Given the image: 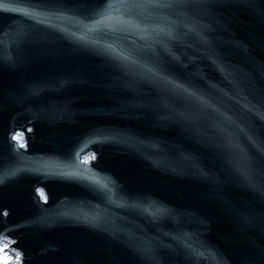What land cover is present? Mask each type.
Instances as JSON below:
<instances>
[{
  "label": "water",
  "instance_id": "95a60500",
  "mask_svg": "<svg viewBox=\"0 0 264 264\" xmlns=\"http://www.w3.org/2000/svg\"><path fill=\"white\" fill-rule=\"evenodd\" d=\"M104 7L0 0V240L19 264H264V200L225 148L264 159V0L84 29Z\"/></svg>",
  "mask_w": 264,
  "mask_h": 264
},
{
  "label": "snow or ice",
  "instance_id": "6c2138e0",
  "mask_svg": "<svg viewBox=\"0 0 264 264\" xmlns=\"http://www.w3.org/2000/svg\"><path fill=\"white\" fill-rule=\"evenodd\" d=\"M214 2V0H105V7L102 11L96 13L100 17L98 20L93 21V25H82L84 29L88 32H92L95 30V26L100 25L106 21H115L116 24H124L129 27L140 28V24H133L131 19H125L124 15L121 14L122 10H127L131 12L134 9H161V8H175L178 6H189V5H200L205 6ZM13 12H19L23 16L36 18L38 13L35 10L26 9L24 6H17L9 9ZM113 13H117L118 15H113ZM47 22V21H41ZM167 27V26H165ZM165 27H159V32H165ZM146 31V29H141ZM169 34V33H165ZM171 38V36H170ZM81 39H84L82 36ZM111 48V45L107 46ZM123 56V53L120 54ZM124 60H129L130 64L135 65L137 61L131 60L130 57L123 56ZM145 67V72L151 74L154 77H158L160 81H165L168 84H175L174 81L168 80L166 76L160 75L159 72L154 71L151 67ZM147 78V77H146ZM175 87L180 88L182 85H175ZM185 92H189L188 89H184ZM190 95H194L193 93H189ZM13 139H16L14 136ZM251 140V137H249ZM20 147H24L23 143L19 144ZM258 151L264 153V146H257ZM225 148L226 150L233 153V164L237 167V170L240 172L241 176H243L246 181L247 187L257 195L258 198L264 200V180H257V175L264 177V159L257 160L255 157H252L244 153V149L239 146L230 136H225ZM89 159H95V156H85L83 158V163L85 165L88 164ZM65 175H82L81 173H64ZM89 180H95V177L89 176L86 177ZM0 182H3V178L0 177ZM99 183V181H96ZM101 187L107 188L106 184H101ZM39 191V189L37 190ZM111 191V189H109ZM145 258L149 261H152L155 264V256L153 254V250L150 248L144 249L143 252ZM192 255L197 257H203L204 253H201L197 250H193ZM208 257L212 259V261H216V254L213 252H209ZM17 264H19V253H16Z\"/></svg>",
  "mask_w": 264,
  "mask_h": 264
},
{
  "label": "rangeland",
  "instance_id": "374dc122",
  "mask_svg": "<svg viewBox=\"0 0 264 264\" xmlns=\"http://www.w3.org/2000/svg\"><path fill=\"white\" fill-rule=\"evenodd\" d=\"M8 248V241L6 239L0 240V261L2 264H11V262L16 258V254L13 251L8 250Z\"/></svg>",
  "mask_w": 264,
  "mask_h": 264
},
{
  "label": "bare ground",
  "instance_id": "6f19581e",
  "mask_svg": "<svg viewBox=\"0 0 264 264\" xmlns=\"http://www.w3.org/2000/svg\"><path fill=\"white\" fill-rule=\"evenodd\" d=\"M16 254V252H14ZM16 257V256H15ZM0 264H2V262L0 261ZM11 264H17L16 258L11 262Z\"/></svg>",
  "mask_w": 264,
  "mask_h": 264
}]
</instances>
